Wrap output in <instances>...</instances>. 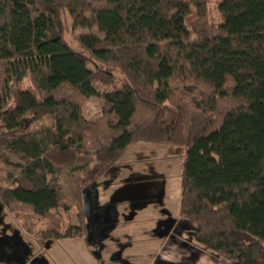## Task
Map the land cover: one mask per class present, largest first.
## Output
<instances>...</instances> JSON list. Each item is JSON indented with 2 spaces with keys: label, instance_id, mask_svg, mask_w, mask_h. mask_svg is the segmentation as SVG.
<instances>
[{
  "label": "trees",
  "instance_id": "16d2710c",
  "mask_svg": "<svg viewBox=\"0 0 264 264\" xmlns=\"http://www.w3.org/2000/svg\"><path fill=\"white\" fill-rule=\"evenodd\" d=\"M208 4L0 0V202L45 220L40 242L84 238V191L148 142L185 148L180 219L195 244L264 264V0H221L218 27ZM69 19L104 39L73 48ZM93 98L99 121L83 114ZM44 119L52 149L29 132ZM63 207L80 222L64 233L53 213Z\"/></svg>",
  "mask_w": 264,
  "mask_h": 264
},
{
  "label": "rangeland",
  "instance_id": "374dc122",
  "mask_svg": "<svg viewBox=\"0 0 264 264\" xmlns=\"http://www.w3.org/2000/svg\"><path fill=\"white\" fill-rule=\"evenodd\" d=\"M220 3L221 0H209L208 21L212 26L218 27L223 23L219 13ZM66 22L70 30L65 38L73 48H77V39L82 35H95L104 39L96 27L71 30L72 21L69 19ZM22 87L23 89L34 90L29 80ZM119 87V83L114 88H106L96 84L97 90L102 94ZM103 106L104 103L100 99L88 100L83 106L84 117L90 121H99L103 116ZM29 132L52 149L54 135V122L52 120L40 121L32 126ZM184 158L185 148L182 146L140 142L132 147L116 164V170H114L116 171V192L113 195L114 198L116 197V216L115 212L111 214L113 220L110 223L112 224L115 220L116 224L126 223L128 216L134 215L137 210L145 208L149 204L152 206L150 205L147 210L155 211L153 217L158 216V219H155L154 228L152 226V232L148 231V225L147 229L142 232L137 229L138 231L130 233V230L125 229L126 231H124L119 228L118 232L113 234V236L115 234L120 236V243H118L114 258L116 264H147L152 259L158 264H236L228 258H217L198 247L193 239L195 227L192 223L181 220L177 224L180 213L181 173ZM134 167L139 170H133ZM128 172L131 173V180L122 181L124 175L125 178L128 177L126 175ZM166 206L168 213L165 212ZM0 209L5 210V207L0 205ZM18 209L20 210L19 214L8 212L20 221V227L27 232L26 234L31 235L29 236L30 239L34 237L38 240L36 236L47 230L50 227L49 224L25 208L20 207ZM53 213L62 222V233L66 232L69 227L78 226L80 223L79 210L76 207L69 210L63 207L54 210ZM5 216L1 215L0 218ZM173 225L176 226L175 230L170 232ZM91 226L89 236L84 241L91 246L94 244L95 247L96 242L100 243V238L94 237L97 233L91 230ZM18 230L20 229L11 219L0 222V264H52L48 258V256L50 257L48 252L51 251L52 246H56L57 242L49 240L40 245L24 242L25 239L22 237L21 231ZM1 232L6 235L10 234L13 244L17 246L13 248L6 239L2 238ZM105 234H109V230L105 231ZM123 235H126L127 238H123ZM159 241L163 242V245L157 255L153 251L158 247ZM100 245L95 247L98 252L101 251ZM57 246L62 247L63 250L62 244H57ZM93 251V258L98 260V264H108V258L112 255L111 251L105 252L103 257L102 254L95 252V249ZM71 253L76 254L77 258L80 259V264L92 262L91 258L87 257V254L90 253L87 252L86 247L82 249V246L77 245L75 251Z\"/></svg>",
  "mask_w": 264,
  "mask_h": 264
},
{
  "label": "crops",
  "instance_id": "0c3cea01",
  "mask_svg": "<svg viewBox=\"0 0 264 264\" xmlns=\"http://www.w3.org/2000/svg\"><path fill=\"white\" fill-rule=\"evenodd\" d=\"M114 170H116V165L114 167H112L93 186H91L90 188H88L84 191L83 214H84V222H85V227H86V236L84 238L52 240V241L57 242V244L63 245V250H62V247H58L56 244V246L55 245L52 246L51 251L48 252V254H50V257L48 256V258H49V260H51L52 264H62V263H64V264H80L79 263L80 259L77 258L76 254L73 255L71 253L72 251H75V247L77 245L82 246V249H83V247H86L87 252H89L90 254H87V253H85V254H87V257L91 258V261H92L90 264H98L97 263L98 260H96V258L95 259L93 258L92 253H94V251H93L94 249H95V252H98L95 247L99 246L100 244H101L100 245L101 251L98 253L102 254V257H103L105 252L109 253L111 251L112 255H111V257L108 258L107 263L108 264H116V261H114V258L116 256L118 243H120V236H118L116 234H115V236H113V234L118 232L119 228H121L124 231L130 230V233L136 232L137 229L140 230V232H142L143 230L147 229V226L149 225L148 231L152 232V230L154 228V223L156 222L155 219H158V216L153 217V215L155 214V211L153 212V210H151V211L147 210V208H149L150 205L152 206V204H149V206H146L145 208L137 210V212H135L134 215L128 216V220L126 223H117L116 224V220L113 221L112 224L110 223V221L113 220V217L111 216V214H114V212H115V216H116V207H115L116 197L115 198L113 197V195L116 192V171H114ZM133 170H139V169L134 167ZM126 175H128V177L125 178V175H124V180H122V181H130L131 180V177H130L131 173L128 172ZM0 205L2 207H5L1 202H0ZM165 212L166 213L169 212L167 206H166ZM1 215H6V216L0 218V222H3L6 219H7V221H9L11 219L12 221L15 222V225L20 229L18 231H21V235L25 239L24 242H31L33 244L38 243V245L43 244L42 242L36 240L34 237H32V239H30L29 236H31V235L26 234L27 232H25L23 230V228L20 227V225H19L20 221L18 219H16L12 214H10L6 208H5V210L0 209V216ZM179 221H181L180 213H179V217L177 219V224ZM114 222H115V225H114ZM90 225H92L91 230H93V232L97 233L94 237L100 238L99 239L100 243L96 242L95 247H94V244L91 246V244L90 245L86 244V242L84 241L89 236ZM107 225H109V226L107 227ZM121 226H123V227H121ZM152 226H153V228H152ZM175 227L176 226L173 225V227H172L173 229H171L170 232H174ZM107 230H109V234H105V231H107ZM1 235H2V238L6 239L7 242L9 244H11V246L13 248H15V246H17L15 244H13L14 242L12 241L10 234L6 235L5 233L1 232ZM122 237L127 238L126 235H123ZM26 238H27V241H26ZM28 238H29V240H32V241H29ZM129 238H131V237L129 236ZM160 241H159L158 247L155 248V250L153 251V253L156 252L157 255L161 251V248L163 245V242L161 243ZM107 242H109V243H107ZM59 250H62V251H59ZM66 250H68V251H66ZM66 261H67V263H65ZM126 261H128V260H126ZM154 263H155L154 259H152L149 263L147 262V264H154ZM118 264H121V263H118Z\"/></svg>",
  "mask_w": 264,
  "mask_h": 264
},
{
  "label": "flooded vegetation",
  "instance_id": "af4514ba",
  "mask_svg": "<svg viewBox=\"0 0 264 264\" xmlns=\"http://www.w3.org/2000/svg\"><path fill=\"white\" fill-rule=\"evenodd\" d=\"M39 241V240H38ZM43 243V242H42Z\"/></svg>",
  "mask_w": 264,
  "mask_h": 264
}]
</instances>
